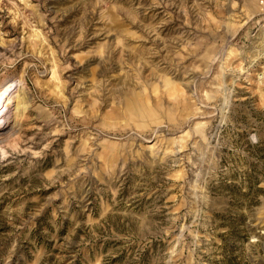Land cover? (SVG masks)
Wrapping results in <instances>:
<instances>
[{
    "label": "rangeland",
    "instance_id": "rangeland-1",
    "mask_svg": "<svg viewBox=\"0 0 264 264\" xmlns=\"http://www.w3.org/2000/svg\"><path fill=\"white\" fill-rule=\"evenodd\" d=\"M260 17L0 0V264H264Z\"/></svg>",
    "mask_w": 264,
    "mask_h": 264
},
{
    "label": "bare ground",
    "instance_id": "bare-ground-1",
    "mask_svg": "<svg viewBox=\"0 0 264 264\" xmlns=\"http://www.w3.org/2000/svg\"><path fill=\"white\" fill-rule=\"evenodd\" d=\"M12 84L13 83H9V81H8L4 85L2 84L3 86L0 87V125H1V121L4 120L2 118H4L6 113L8 112V109H5L8 105L9 99H10V96L8 95L9 93L7 94V92H9L8 90L10 89ZM9 103H11V102H9ZM12 105H14V108L16 111L22 110L25 107L23 97L18 95L14 100V104H12Z\"/></svg>",
    "mask_w": 264,
    "mask_h": 264
},
{
    "label": "built area",
    "instance_id": "built-area-1",
    "mask_svg": "<svg viewBox=\"0 0 264 264\" xmlns=\"http://www.w3.org/2000/svg\"><path fill=\"white\" fill-rule=\"evenodd\" d=\"M261 17L258 21V28L262 33H264V0H259Z\"/></svg>",
    "mask_w": 264,
    "mask_h": 264
}]
</instances>
